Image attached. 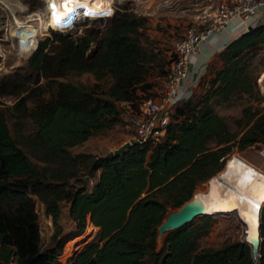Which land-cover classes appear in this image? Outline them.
Listing matches in <instances>:
<instances>
[{"label":"trees","instance_id":"16d2710c","mask_svg":"<svg viewBox=\"0 0 264 264\" xmlns=\"http://www.w3.org/2000/svg\"><path fill=\"white\" fill-rule=\"evenodd\" d=\"M111 16L103 31L77 35L49 29L36 41L25 65L0 79V96L19 98L11 106L14 117H27L34 127L28 141L60 167L90 157L71 154L70 147L120 126L117 103L138 99L137 86L148 72L150 58L139 43L140 18L126 11ZM263 37L261 23L224 46L216 55L219 66L198 83L204 80L202 93L173 108L160 142L133 144L118 155L94 157L89 174L96 171L97 177L89 191L84 188L91 180L88 174L87 181L80 178V187L67 189L59 168L47 170L31 163L11 137L5 113L0 111V264H255L249 246L239 240L198 248L211 216H198L199 223L166 233L159 250L156 239L168 209L179 208L198 184L222 169L230 146L242 151L264 142L263 109L249 110L244 129L230 136L223 118L210 105L212 99L227 102L237 96L257 103L262 100L251 60ZM84 72L96 79L111 76L114 89L108 97L61 80ZM214 178L217 175L210 180ZM29 193L41 202L55 228L52 245L43 249ZM61 201L68 202L74 229L58 237ZM259 220L256 264H264V203ZM87 223L97 228L94 240L60 262L62 246L81 236Z\"/></svg>","mask_w":264,"mask_h":264},{"label":"rangeland","instance_id":"374dc122","mask_svg":"<svg viewBox=\"0 0 264 264\" xmlns=\"http://www.w3.org/2000/svg\"><path fill=\"white\" fill-rule=\"evenodd\" d=\"M56 5L58 0H51ZM221 0H80L77 1L76 11L85 10L89 13V17L81 18L77 16L71 29L67 34L80 35L85 30L95 31L96 29L103 31L111 22V15L123 11L130 12L139 17V43L147 52L150 60L146 63L148 72L142 84H149V88L137 86V96H143L147 93L153 94L155 88L160 85L161 75L166 72V68L173 56L175 43L182 37L185 29L198 23V16L203 11H210ZM56 3V4H55ZM110 6L112 13L106 17L101 15L104 9ZM45 8V9H44ZM75 11V14L77 12ZM45 12L50 25L55 27V23L50 8H46L43 0H0V79L11 74L19 67L25 65V61L36 45V41L49 34V27L45 22ZM84 12V11H83ZM111 16V17H110ZM50 17V18H49ZM111 18V19H110ZM69 19V18H68ZM68 19H65L67 21ZM264 39V37H263ZM29 48L24 50L25 48ZM33 47V49H31ZM220 64L219 60L213 62L212 65L206 67L204 71V80L208 79L210 72H213ZM252 75L254 76L256 86L262 100L257 103L245 96L233 97L227 102H220L216 99L210 100L213 110L223 118L227 131L230 136H238L244 129L246 115L252 108H261L264 110V92L259 89L258 80L264 73V41L256 50L255 57L251 60ZM258 79V80H257ZM62 81H69L74 84L82 85L90 88L92 91L108 97L107 93L114 89V80L110 75H105L101 79H96L90 72L81 74L71 73ZM195 87L193 94L200 95L203 91V82ZM19 98L9 95L0 96V111L5 113L6 124L11 137L16 144L27 155L29 161L38 167L47 170L60 169L67 180V189L78 188L81 186L80 178L87 181V174L91 176V180L84 185L86 191L90 190L91 183L97 177V172L89 174L90 162L94 157L106 155L123 143L130 136V131L121 119L118 128H111L101 131L90 136L79 145L69 148L71 154L85 153L90 157L84 161H74L68 166H58V162L48 160L44 156L41 148L32 145L28 141V136L33 130V125L27 117H14V110L11 106ZM26 105L30 106V99L26 100ZM209 146H213L212 142H208ZM229 153L225 158L224 165L216 174L211 176L207 181L198 184L192 195L198 193L207 194L214 186L218 178L229 173L230 163L237 159L257 167L264 172V142L250 146L242 151H238L235 147H229ZM74 175V176H73ZM210 180L211 178L215 177ZM219 175V176H218ZM191 195V197H192ZM30 198L34 202V210L37 215L38 233L41 249L52 245L51 237L55 228L49 216L44 213L43 205L37 197L29 193ZM190 197V198H191ZM60 216L58 219L59 236L74 229V224L68 216V202L61 201L59 203ZM175 209H168L175 211ZM226 211V210H225ZM166 212V214H167ZM166 214L164 218L166 217ZM212 221L205 236L199 239L198 248L219 247L230 241H237L240 237V225L232 214H216L211 216ZM243 219V218H242ZM244 220V219H243ZM199 223L198 218H194L189 224L195 225ZM247 224V223H246ZM248 226V233L251 234V228ZM97 232L89 223L86 224L83 239L76 244L67 253H63L64 246L58 254V260L65 262L69 256L79 251L86 243L94 240ZM162 237L157 236L156 250L161 248Z\"/></svg>","mask_w":264,"mask_h":264},{"label":"built area","instance_id":"2783aa9c","mask_svg":"<svg viewBox=\"0 0 264 264\" xmlns=\"http://www.w3.org/2000/svg\"><path fill=\"white\" fill-rule=\"evenodd\" d=\"M263 5L264 0H221L210 11L206 10L199 14L198 23L188 26L175 43L166 74L161 78L160 85L155 88L153 94L134 101L117 103L120 118L130 131V136L126 140L130 146L160 142L171 121L173 108L193 95L195 82L191 84L186 80L190 59L197 51L198 45L210 33L219 31L234 18H239L242 24L245 20H252L246 24V31L247 28L255 27L260 14L259 9ZM101 13L106 17L112 13V9L107 7ZM198 77L196 73L195 80H198ZM262 106L264 107V104Z\"/></svg>","mask_w":264,"mask_h":264},{"label":"bare ground","instance_id":"6f19581e","mask_svg":"<svg viewBox=\"0 0 264 264\" xmlns=\"http://www.w3.org/2000/svg\"><path fill=\"white\" fill-rule=\"evenodd\" d=\"M43 1L46 8H50L54 22L60 24L66 18L74 16L77 1L80 0H58L56 5H53L51 0ZM27 49L29 48L24 50ZM258 85L260 90L264 92V73L260 76ZM207 192V194H194L190 198L191 203L200 210L207 212L234 209L250 226L251 235L255 233L257 207L264 198V172L242 159L234 160L230 163L229 173L218 178L215 186ZM83 237L84 234L66 242L63 253H67Z\"/></svg>","mask_w":264,"mask_h":264},{"label":"water","instance_id":"95a60500","mask_svg":"<svg viewBox=\"0 0 264 264\" xmlns=\"http://www.w3.org/2000/svg\"><path fill=\"white\" fill-rule=\"evenodd\" d=\"M249 29L250 28H247V30ZM129 146L130 145L127 142H125L118 148L109 151L107 155L108 156L118 155L122 153L125 149H127ZM263 203L264 201L258 206L256 213L257 223H256L255 233L252 235L248 233V226L246 222L238 215L237 211H235L234 209L226 210V211H213V212L202 211L197 206L193 205L189 198L175 211L167 212L166 217L161 221V223L157 227V236L162 237L166 233L180 228L182 225L189 224L194 218L198 216H213L216 214H223V213L232 214L240 225L239 241L249 246L250 255L256 264L259 258L258 252L261 241L260 230H259L260 227L259 211Z\"/></svg>","mask_w":264,"mask_h":264},{"label":"crops","instance_id":"0c3cea01","mask_svg":"<svg viewBox=\"0 0 264 264\" xmlns=\"http://www.w3.org/2000/svg\"><path fill=\"white\" fill-rule=\"evenodd\" d=\"M260 14L256 19V25L264 23V5L260 7ZM252 20H245L243 24L239 18L230 20L219 31L210 33L207 38L198 45L197 51L190 59L189 74L187 83H194L193 91L197 87L200 79L204 76L206 67L212 65L216 60V55L229 43L232 39L245 32L246 24L251 23ZM255 25V26H256ZM197 71V72H196ZM198 73V80H195V74Z\"/></svg>","mask_w":264,"mask_h":264},{"label":"clouds","instance_id":"9594fccd","mask_svg":"<svg viewBox=\"0 0 264 264\" xmlns=\"http://www.w3.org/2000/svg\"><path fill=\"white\" fill-rule=\"evenodd\" d=\"M107 7H110V6H107ZM76 12H77L76 15H74L73 17H69V19L67 21H63L62 23L58 24L55 27L50 25V19H48L47 13L45 12L46 25H47V27H49L50 29H52L54 31L66 33L69 29H71V26H72L74 20L77 18V16H79L81 18H84V19L90 16L89 13H85V10H83V9L79 10V11H76Z\"/></svg>","mask_w":264,"mask_h":264}]
</instances>
